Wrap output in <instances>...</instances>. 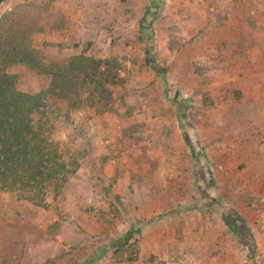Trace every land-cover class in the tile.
I'll return each instance as SVG.
<instances>
[{"label": "rangeland", "instance_id": "rangeland-1", "mask_svg": "<svg viewBox=\"0 0 264 264\" xmlns=\"http://www.w3.org/2000/svg\"><path fill=\"white\" fill-rule=\"evenodd\" d=\"M8 11H13L16 20L15 36L30 39L38 59L59 62L80 53L111 57L120 63L125 78V84L115 90V99L109 111L95 114L87 109L81 110L71 118L68 129L63 133L67 139L66 147L80 157L81 164L76 171L79 173L70 177L57 196L49 195L44 205L52 204L54 217H58L52 223L55 237H49L41 247L43 252L51 250L54 254L46 260L47 264L87 261L95 255L94 248L106 249L110 242L118 238H114L112 233L118 227L114 234H120L123 228L121 223H115L117 219H123L124 208L121 207L120 212L118 207H114L108 180L104 177H101L102 183L106 184L104 191L86 190L88 194L82 208L81 204L77 207L83 215L62 212L58 202L74 199L71 195L78 193L77 188L80 186L77 185L81 183L78 178L83 169L90 168V175L93 169L98 168L107 172L114 164V156L121 161L126 159L128 154L123 152L125 148L130 152L138 149L140 154L142 150L145 156H153L154 153H160L162 147H168V144H160L162 140L157 128H152L149 136L144 126L147 88L152 89L151 93L158 97H174L176 104L183 107V113L192 120L203 118L204 107L201 105L212 98L213 95H209L210 88L220 91L221 86L220 75L212 84L206 85L209 74L237 70L240 66L237 61L249 57L246 64L253 68L258 66L256 70L259 72L256 73L260 74L261 79L247 78L245 85L252 87L257 83L255 86H260L263 94L260 102L264 104V0H4L0 3V14ZM212 20L222 22V31L217 32V35L224 44L220 51H224L222 61L227 60L225 64L217 60L205 61L203 45L210 38V31H206L203 26ZM245 42H249L248 47H245ZM244 49L245 57L242 56ZM252 50L257 51L256 57L248 54ZM148 55L164 68V75L148 64ZM14 69L27 74L30 72L20 66ZM189 72L191 77H187ZM167 76L170 79L168 83ZM45 84L43 76L31 72L23 78L22 88L37 89ZM192 85L198 86L200 90L192 93ZM177 88H180L179 93H175ZM236 97L232 101L234 106L243 102ZM250 97L245 95L246 99ZM221 101L220 96L216 95V102ZM216 113L221 114L219 110ZM235 113L232 116L234 118ZM194 123L196 127L192 131L200 132L202 126H199L198 121H188L184 125ZM258 133L263 134L261 131ZM182 134L180 131L179 139L175 140L179 154L187 151L188 147L186 136ZM116 139L120 141L121 148H117L119 152L115 155L112 140ZM203 143L197 144V150L205 152ZM153 158L156 159V155ZM73 176V182L70 183ZM5 191L10 193L11 198L26 200L9 190ZM26 201L42 207L30 200ZM117 202L122 203L121 200ZM68 207L71 212L72 207ZM124 230L122 235L125 234ZM255 233L254 240L246 242V249L252 251L255 248L257 254L253 255L254 264H264V245L258 232ZM48 234L51 235L50 231ZM136 241L129 243L127 248L135 249L138 244ZM260 247L262 249L258 250ZM80 249H88L90 253L94 250V253L82 259ZM113 257L118 259L125 255L118 253L113 254ZM30 264L38 263L31 261Z\"/></svg>", "mask_w": 264, "mask_h": 264}, {"label": "crops", "instance_id": "crops-1", "mask_svg": "<svg viewBox=\"0 0 264 264\" xmlns=\"http://www.w3.org/2000/svg\"><path fill=\"white\" fill-rule=\"evenodd\" d=\"M203 28L210 31V38L203 45L205 61L217 60L225 64L227 60L222 61L224 51H220L224 44L217 35L222 31V22H205ZM245 43L248 47L249 42ZM245 52L244 49L242 56ZM249 53L250 57L257 55L254 50ZM248 60L249 57L237 61L240 63L238 71L209 74L205 84H212L220 75L221 86L220 91L210 88L212 98L201 105L204 107L203 118L192 120L183 113V107L176 104L174 97H158L147 88L144 126L147 132L157 128L162 140L160 144H168V147L154 153L156 159L154 155L145 156L142 150L140 154L138 149L130 152L125 148L126 159L121 161L114 156V164L107 172L98 168L90 175V168L83 169L78 178L81 180L77 185L80 186L78 193L73 191L71 195L74 199L58 202L62 212L83 215L77 207L81 204L82 208L88 194L86 190L104 191L106 184L101 179L104 177L108 180L114 207L120 212V208H124L123 219H117L115 223H121L123 228L117 235L114 232L117 233L118 227L114 228L112 236L125 237L128 241L120 245L114 243L116 239L106 249L94 248L95 253L80 249L82 259L92 253L95 255L87 261H78V264L255 263L253 255L257 251L246 249V242L252 240L244 234H250L253 239L256 236L254 205L264 186V104L260 102L261 87L255 86L257 83L252 87L245 85L247 78H260L256 73L258 66H248ZM164 73L166 71L161 75ZM191 76L189 72L187 77ZM167 77L166 83L170 80ZM198 90V86L192 85V93ZM216 95L222 99L220 103L216 102ZM245 95L251 97L246 99ZM234 97L243 102L234 106ZM218 110L221 114L216 113ZM234 111L235 118L232 117ZM188 121H198L202 126L200 132L192 131L195 123L184 125ZM180 131L186 136L188 146L182 154L175 146ZM119 143L118 139L112 140L115 155L119 152L117 148H121ZM199 143H203L205 152L197 150ZM73 179L74 176L70 183ZM52 210V204L36 206L26 200L11 198L10 193L0 190V264H30L31 261L47 264L46 260L54 254L51 250L43 252L41 247L49 237H55L52 223L58 217H54ZM237 226L246 232L237 231ZM123 230L125 234L122 235ZM135 240L137 247L128 249V244ZM118 253L125 257L119 260L113 257ZM69 255L73 256L72 253Z\"/></svg>", "mask_w": 264, "mask_h": 264}, {"label": "trees", "instance_id": "trees-1", "mask_svg": "<svg viewBox=\"0 0 264 264\" xmlns=\"http://www.w3.org/2000/svg\"><path fill=\"white\" fill-rule=\"evenodd\" d=\"M13 15V11L0 14V189L44 206L81 164L63 137L71 118L85 109L95 114L109 111L125 78L120 63L111 57L80 53L66 61L38 59L30 39L15 36ZM147 57L148 64L163 73L159 62ZM16 66L37 72L46 84L22 88L29 73L16 71ZM244 236L254 240L248 233ZM125 241L122 237L117 243Z\"/></svg>", "mask_w": 264, "mask_h": 264}, {"label": "built area", "instance_id": "built-area-1", "mask_svg": "<svg viewBox=\"0 0 264 264\" xmlns=\"http://www.w3.org/2000/svg\"><path fill=\"white\" fill-rule=\"evenodd\" d=\"M255 223L261 243L264 245V186L258 201L254 205Z\"/></svg>", "mask_w": 264, "mask_h": 264}]
</instances>
